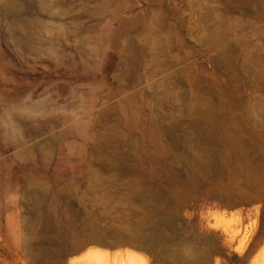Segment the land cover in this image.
I'll return each mask as SVG.
<instances>
[{
    "label": "rangeland",
    "instance_id": "374dc122",
    "mask_svg": "<svg viewBox=\"0 0 264 264\" xmlns=\"http://www.w3.org/2000/svg\"><path fill=\"white\" fill-rule=\"evenodd\" d=\"M202 115L262 162L264 0H0V264H57L26 241L62 248L47 239L83 224L175 239L63 264H264L263 193L226 191Z\"/></svg>",
    "mask_w": 264,
    "mask_h": 264
},
{
    "label": "bare ground",
    "instance_id": "6f19581e",
    "mask_svg": "<svg viewBox=\"0 0 264 264\" xmlns=\"http://www.w3.org/2000/svg\"><path fill=\"white\" fill-rule=\"evenodd\" d=\"M255 78L256 79H253L254 81L259 79L258 77ZM198 118H200L199 123L201 124L202 130L208 136L209 140L212 139L220 145V153L223 155V161L231 169L232 177L230 179V183L227 187H225L226 191H229L231 195L238 198L240 201L241 198H239V196L243 192L253 191V189L257 188L260 190V193H263L262 197L264 198V158L262 159V162L258 163L247 159L249 157L246 145L242 140L245 136L243 127L236 122L227 124L218 123L216 119L210 115H202ZM231 127H233L238 134H235L236 132H233ZM247 145L253 150L254 154H257L264 149V137L261 135H255L249 139ZM204 164L208 165L209 163L206 162ZM242 197H244V195ZM155 223L157 229H159L162 225L165 226L167 230L172 227L171 218L162 215H157ZM42 225H47L50 231L55 234L59 232L57 230V226L50 221L43 220ZM143 227H145V225H138L130 230H119L109 233L105 231H98V233H100L98 237L97 231L95 232L93 229V225H73V229H71L67 234L60 233L59 236L56 234L54 238L47 239L50 240L48 243H62V248L55 247L53 249H49L47 248L46 243L42 245V242L45 240H37L36 242L35 240L33 241L32 237L29 238L26 243L28 250L31 251L34 258L38 259L47 257L49 258V261L57 262V264H63L68 256L81 253L90 244H98L107 247L130 245L150 250V252L153 251L154 253L159 248L165 246V243L175 239V235H172L173 233H169L170 235H161L158 233L156 236L149 235V240L139 242L140 236H142ZM244 243L242 242V246H245ZM210 251L206 250L194 258H189L186 263L210 264L209 262L212 261L210 260ZM183 260L186 259L183 258Z\"/></svg>",
    "mask_w": 264,
    "mask_h": 264
}]
</instances>
